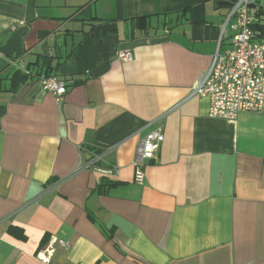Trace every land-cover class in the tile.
I'll use <instances>...</instances> for the list:
<instances>
[{"label":"crops","instance_id":"0c3cea01","mask_svg":"<svg viewBox=\"0 0 264 264\" xmlns=\"http://www.w3.org/2000/svg\"><path fill=\"white\" fill-rule=\"evenodd\" d=\"M232 1L0 0V264H264V111L188 99Z\"/></svg>","mask_w":264,"mask_h":264},{"label":"built area","instance_id":"2783aa9c","mask_svg":"<svg viewBox=\"0 0 264 264\" xmlns=\"http://www.w3.org/2000/svg\"><path fill=\"white\" fill-rule=\"evenodd\" d=\"M264 0H233L225 22L221 28L216 50L209 68L189 95L209 101V117L212 119L236 121L242 113H262L264 111V35L253 29L259 22V9ZM124 61H131V53L119 55ZM23 70V69H22ZM42 89L57 100L67 93L66 84L56 76H37ZM163 127L151 131L138 144L133 165L136 169V182L142 183L143 170L148 160H154L164 142ZM101 154H93L84 169L101 171L106 176L117 171H102L97 168ZM62 248L68 244L59 241ZM51 245L38 253L44 263H50L54 252Z\"/></svg>","mask_w":264,"mask_h":264},{"label":"trees","instance_id":"16d2710c","mask_svg":"<svg viewBox=\"0 0 264 264\" xmlns=\"http://www.w3.org/2000/svg\"><path fill=\"white\" fill-rule=\"evenodd\" d=\"M230 6H231V4H230ZM261 14H264V11L261 10V8H260V9H259V14H258L259 22H258V23H255L252 27H253V29H254L255 31H257V32H260V31H261V32H260L261 35H264V23H261V22H260V21H263V20H261V18H260V15H261ZM21 70H22V69H21ZM19 72H20V71H18V72L14 75V78L20 74ZM46 74L48 75V73H46ZM50 76H52V75H50ZM14 78H13V79H14ZM85 150H87V151H89L90 153H93V154H100V153H101L99 150H97V149H95V148L92 149L91 147H86ZM104 182H105V181H104ZM102 230H103V232L108 236L109 239H112V236L108 234V231H107L104 227H102Z\"/></svg>","mask_w":264,"mask_h":264}]
</instances>
